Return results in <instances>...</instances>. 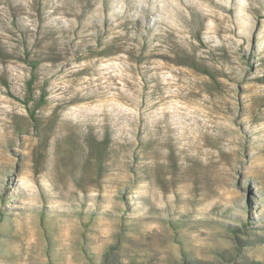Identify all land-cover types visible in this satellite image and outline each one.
I'll return each instance as SVG.
<instances>
[{
  "label": "rangeland",
  "instance_id": "374dc122",
  "mask_svg": "<svg viewBox=\"0 0 264 264\" xmlns=\"http://www.w3.org/2000/svg\"><path fill=\"white\" fill-rule=\"evenodd\" d=\"M263 78L264 0H0V264H264Z\"/></svg>",
  "mask_w": 264,
  "mask_h": 264
},
{
  "label": "trees",
  "instance_id": "16d2710c",
  "mask_svg": "<svg viewBox=\"0 0 264 264\" xmlns=\"http://www.w3.org/2000/svg\"><path fill=\"white\" fill-rule=\"evenodd\" d=\"M28 56H26V63L27 65H29L33 70L36 69L37 67V64L39 61L37 62H33L32 60L28 59L27 58ZM197 65V64H195ZM197 67H200L197 65ZM203 74H207L209 75V72L208 70H202ZM34 77L33 78H30L29 82H28V88H29V93L27 94V96L20 100L21 103L26 107L27 109V113H28V117H29V120L31 121L32 123V128H36V119H35V113H36V110L39 109V107L43 106L44 104V92H43V89H41V94L36 98H34V89L35 88H32V83H33V80H34ZM264 79V78H263ZM106 139V138H105ZM104 143V141H103ZM103 156V151H102V148H98L96 151H95V163L97 164L96 168H100V166L102 165L101 164V157ZM104 258H107V256L105 255Z\"/></svg>",
  "mask_w": 264,
  "mask_h": 264
}]
</instances>
